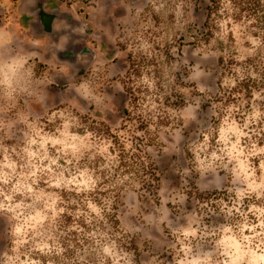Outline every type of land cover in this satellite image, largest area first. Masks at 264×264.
Segmentation results:
<instances>
[{"label":"clouds","instance_id":"1","mask_svg":"<svg viewBox=\"0 0 264 264\" xmlns=\"http://www.w3.org/2000/svg\"><path fill=\"white\" fill-rule=\"evenodd\" d=\"M217 3L0 0V264H264V0Z\"/></svg>","mask_w":264,"mask_h":264},{"label":"flooded vegetation","instance_id":"2","mask_svg":"<svg viewBox=\"0 0 264 264\" xmlns=\"http://www.w3.org/2000/svg\"><path fill=\"white\" fill-rule=\"evenodd\" d=\"M41 2H46L49 5V7H51V8L59 7V1L58 0H41ZM39 6L40 5H38V7ZM40 16H41V19L43 20L45 30L50 31V25L52 23L53 18L51 16H48L45 13H43V11H41ZM24 23L26 26L31 27V31H32L33 35H35V36H44V35L48 34V33H45L43 27H41L40 25L32 24V22L27 17L24 18ZM71 52H72V47L70 45L69 46V53L64 54V58L68 59V58L72 57ZM47 54H48V56L50 55V53H47Z\"/></svg>","mask_w":264,"mask_h":264},{"label":"rangeland","instance_id":"3","mask_svg":"<svg viewBox=\"0 0 264 264\" xmlns=\"http://www.w3.org/2000/svg\"><path fill=\"white\" fill-rule=\"evenodd\" d=\"M58 1L60 2V0H58ZM212 2H213L214 5H216V7H210V8H207V9H206L207 15H208V17H209V22L206 23V24L204 25L205 28L209 29V30H208L207 32H205V34H204V40H205L206 42L209 41V40L211 39V37H212V31H211V29H212V27H213V25H212V23H211V16H212V13H213V12H216V11L218 10V3H217V0H212ZM41 51H43V50L41 49ZM44 56H45V58H47V57H48V54L45 52V53H44ZM68 59L71 60L72 57H70V58H68ZM222 63H223V62H222ZM41 67H43V65H41ZM245 87H247V85H245ZM128 122H130V119H129V121H127V122L125 123V128L127 127V123H128ZM103 130H104L108 135L113 136L114 139H116L117 142H119V135L113 133V131H112L111 128H109L108 126H104Z\"/></svg>","mask_w":264,"mask_h":264}]
</instances>
